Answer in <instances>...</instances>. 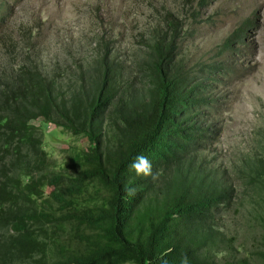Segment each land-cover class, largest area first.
<instances>
[{
    "label": "trees",
    "instance_id": "1",
    "mask_svg": "<svg viewBox=\"0 0 264 264\" xmlns=\"http://www.w3.org/2000/svg\"><path fill=\"white\" fill-rule=\"evenodd\" d=\"M163 18L131 70L105 52L65 86L27 54L0 68V264H218L216 215L236 193L264 225V128L229 169L197 160L214 124L209 81L228 63L186 69L184 26ZM37 117L86 138L72 170L44 149ZM139 155L155 179L130 169Z\"/></svg>",
    "mask_w": 264,
    "mask_h": 264
},
{
    "label": "rangeland",
    "instance_id": "2",
    "mask_svg": "<svg viewBox=\"0 0 264 264\" xmlns=\"http://www.w3.org/2000/svg\"><path fill=\"white\" fill-rule=\"evenodd\" d=\"M165 13L184 26L176 50L186 69L228 63L227 70L216 67L217 81H209L216 98L203 118L214 124L196 158L206 168L229 169L264 128V0H0V68L27 54L44 71L57 72L65 86L105 52L131 70L153 28L165 26ZM236 29L239 41L224 49L222 42ZM32 122L42 127L49 156L72 170V155L86 146V138L40 117ZM216 217L222 232L214 246L218 264H264V225L255 201L236 193Z\"/></svg>",
    "mask_w": 264,
    "mask_h": 264
},
{
    "label": "clouds",
    "instance_id": "3",
    "mask_svg": "<svg viewBox=\"0 0 264 264\" xmlns=\"http://www.w3.org/2000/svg\"><path fill=\"white\" fill-rule=\"evenodd\" d=\"M130 169L134 171L137 176L156 178L152 170V163L144 155L137 156L131 163ZM129 192H134V189H130ZM181 264H188L187 256L181 257Z\"/></svg>",
    "mask_w": 264,
    "mask_h": 264
}]
</instances>
